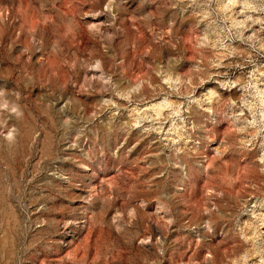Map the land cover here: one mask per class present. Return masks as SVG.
Listing matches in <instances>:
<instances>
[{"label":"rangeland","instance_id":"rangeland-1","mask_svg":"<svg viewBox=\"0 0 264 264\" xmlns=\"http://www.w3.org/2000/svg\"><path fill=\"white\" fill-rule=\"evenodd\" d=\"M0 264H264V0H0Z\"/></svg>","mask_w":264,"mask_h":264}]
</instances>
